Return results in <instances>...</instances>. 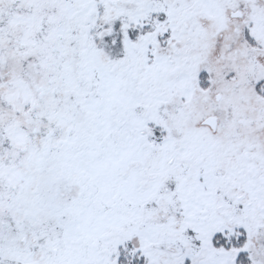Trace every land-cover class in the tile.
<instances>
[{
	"label": "snow or ice",
	"instance_id": "6c2138e0",
	"mask_svg": "<svg viewBox=\"0 0 264 264\" xmlns=\"http://www.w3.org/2000/svg\"><path fill=\"white\" fill-rule=\"evenodd\" d=\"M0 264H264V0H0Z\"/></svg>",
	"mask_w": 264,
	"mask_h": 264
}]
</instances>
